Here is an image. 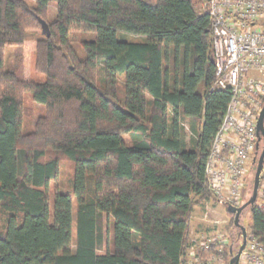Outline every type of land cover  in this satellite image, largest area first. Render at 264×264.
Listing matches in <instances>:
<instances>
[{"label": "trees", "instance_id": "16d2710c", "mask_svg": "<svg viewBox=\"0 0 264 264\" xmlns=\"http://www.w3.org/2000/svg\"><path fill=\"white\" fill-rule=\"evenodd\" d=\"M204 1L0 0V264H187L192 212L215 199L206 162L231 99L213 88ZM51 2V35L36 41L46 79L21 77L26 56L11 69L6 46L24 47ZM74 30L93 36L83 58ZM27 92L45 107L30 131ZM60 155L71 190L51 201ZM249 215L264 242V207Z\"/></svg>", "mask_w": 264, "mask_h": 264}, {"label": "built area", "instance_id": "2783aa9c", "mask_svg": "<svg viewBox=\"0 0 264 264\" xmlns=\"http://www.w3.org/2000/svg\"><path fill=\"white\" fill-rule=\"evenodd\" d=\"M201 10L211 19L213 88L231 91L209 150L206 179L216 200L240 206L254 180L257 122L264 108V0H205ZM186 128L190 130L189 125ZM256 203L264 207V164ZM230 241L195 236L184 260L187 264H227L222 253L229 245L234 250ZM216 242L215 251L204 255ZM242 255L244 264H264V242L248 231Z\"/></svg>", "mask_w": 264, "mask_h": 264}, {"label": "rangeland", "instance_id": "374dc122", "mask_svg": "<svg viewBox=\"0 0 264 264\" xmlns=\"http://www.w3.org/2000/svg\"><path fill=\"white\" fill-rule=\"evenodd\" d=\"M30 4H33L32 0H29ZM202 5V4H201ZM57 15V4L56 2H51L47 8V13L44 19L47 22H51L55 19ZM29 34L30 37L26 41L25 46H6V66L9 68H13L15 60L22 56H26L19 71V75L25 78H32L37 81H44L46 79V75L36 68V41L40 37L44 36L42 32V25L38 27L35 22L31 23L29 27ZM92 36L91 33L74 30L71 32V44L78 55L83 58L85 57L86 53L83 48V40L90 39ZM102 74L99 75V83L102 80ZM25 104L28 108H30V116L25 118V125L24 130L30 131L34 128L35 122L39 115H42L45 112V107L37 102H35L30 93H25L24 95ZM186 125H189L188 121ZM188 139H190L191 132L188 130ZM125 138L129 141V136L126 135ZM53 155L56 153H52ZM60 178L58 182H52L50 187L51 193V201L54 199V194L56 189L62 191H70L71 190V180L73 175V163L67 159L65 156L60 155ZM255 173V171H254ZM254 180L248 187L246 200L247 201L253 191V183ZM77 214V203L76 199L74 200V216L76 219ZM207 216V217H206ZM207 218V220H206ZM232 216L227 212V205L216 200H206L203 204L197 205L191 216L190 222V232H189V243L187 247V251L190 249L189 247L192 244V240L197 236L200 240L203 238H211L214 237H222L225 239H229L230 242L234 245V250L240 247L242 243V236L241 231L237 228L233 223L231 224ZM241 222L246 226L249 227L251 224L250 215H249V208H247L241 218ZM76 221L74 223V238H76ZM205 236V237H202ZM112 239V233H111ZM187 253V252H186ZM231 257H229L230 260ZM229 260H227V264H229ZM244 256H241V260L239 264H244Z\"/></svg>", "mask_w": 264, "mask_h": 264}, {"label": "water", "instance_id": "95a60500", "mask_svg": "<svg viewBox=\"0 0 264 264\" xmlns=\"http://www.w3.org/2000/svg\"><path fill=\"white\" fill-rule=\"evenodd\" d=\"M39 21L42 25V32L45 34L47 37H50L51 35V30L48 22L39 17ZM213 61V59H212ZM214 62V61H213ZM257 133H258V143H257V155L254 157V163L256 165L255 173H254V184H253V191L251 197L245 201L242 205L240 206H231L228 205L227 209L231 213L234 214V225L240 229L241 231V236H242V243L240 244V247L235 250H231V258L229 260V264H239L240 258L242 255V252L245 248L246 241H247V235L248 231L246 226L241 222L242 215L244 211L253 206L256 202L257 195H258V188H259V182H260V174L263 168L264 164V108L260 113V116L258 118L257 122Z\"/></svg>", "mask_w": 264, "mask_h": 264}, {"label": "bare ground", "instance_id": "6f19581e", "mask_svg": "<svg viewBox=\"0 0 264 264\" xmlns=\"http://www.w3.org/2000/svg\"><path fill=\"white\" fill-rule=\"evenodd\" d=\"M229 205H231V206H235V205H233V204H229ZM228 206V205H227ZM250 208V207H249Z\"/></svg>", "mask_w": 264, "mask_h": 264}]
</instances>
